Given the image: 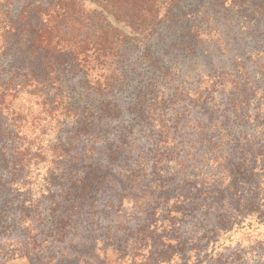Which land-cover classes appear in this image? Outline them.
Here are the masks:
<instances>
[{
    "label": "trees",
    "instance_id": "obj_1",
    "mask_svg": "<svg viewBox=\"0 0 264 264\" xmlns=\"http://www.w3.org/2000/svg\"><path fill=\"white\" fill-rule=\"evenodd\" d=\"M0 264H264V0H0Z\"/></svg>",
    "mask_w": 264,
    "mask_h": 264
}]
</instances>
